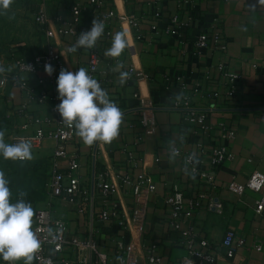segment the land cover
Here are the masks:
<instances>
[{
    "label": "crops",
    "instance_id": "crops-1",
    "mask_svg": "<svg viewBox=\"0 0 264 264\" xmlns=\"http://www.w3.org/2000/svg\"><path fill=\"white\" fill-rule=\"evenodd\" d=\"M101 2L97 9L88 5V0H9L7 8L0 7V62L9 69L15 61L32 60L47 49L59 54L64 69L73 72L80 67L87 69L84 51L67 52L75 40L59 35V19H66L74 4L84 5L87 11L81 15V24L88 31L93 20L100 21L107 11L116 14L109 22L110 35L101 36L95 45L102 55L101 74L96 80L123 113L119 135L110 143L98 141L92 145L75 136L66 145V151L78 163L76 175L81 183V196L74 203L64 194L51 197L47 171L46 198L31 204L33 209L49 203L54 216L66 221L71 233L83 243L95 244L110 264L116 262L115 249L122 240L135 246L141 264H181L186 251L180 244V232L173 231L169 225L163 203L172 187L178 186L185 202L202 193L212 195L223 206L220 216L201 208L195 211L192 220L197 238H206L213 246L227 229L234 232V243L238 246L233 258L226 259L223 251L218 250L216 264H264V213L254 211L255 201L264 196V185L259 192L246 190L241 197L227 189L233 179L244 184L253 172L264 174V0H181L180 4L177 0ZM41 12L46 23L36 21ZM176 14L186 27L173 35L167 29L173 27L170 19ZM214 20L226 43L224 53L211 46L198 49L194 45L195 38L200 32L208 31ZM153 25L158 26L159 33L151 31ZM117 32L125 34L127 46L117 56L107 55ZM220 64L241 75L232 99L223 95L224 87L217 73ZM131 68L141 72L142 77L128 78ZM55 71L58 76L60 71ZM25 78L32 80L35 76L25 75ZM213 92H220V97L212 98ZM134 94L154 107L156 131L143 141H140L138 98ZM185 95L195 110L205 114V130L187 122L184 110L171 108L173 102ZM0 112L11 122V140L31 135L35 130L33 125L21 129L27 114L40 118L49 115L46 106L28 102L13 83L6 90L0 89ZM221 123L235 130L234 140L226 143L232 158L212 167L208 162L210 152L215 146L225 144L218 128ZM198 142L202 144L204 157L196 145ZM172 145L191 156L194 166L213 176L215 190L199 174H192L183 160L170 158ZM56 146L55 139H44L39 148L32 150L30 161H50ZM127 153H132L134 158L129 160ZM67 163L66 159L59 160L58 171L65 173ZM102 175L105 177L100 179ZM124 175L130 178L128 187L119 183ZM140 178H148L154 190L147 193L140 236L131 237L136 206L131 188ZM104 181L113 188L111 202L130 229L121 228L116 219H99L103 211ZM257 246L261 248L259 251ZM66 251L79 264H94V255L86 247ZM148 257L155 261L148 263Z\"/></svg>",
    "mask_w": 264,
    "mask_h": 264
},
{
    "label": "built area",
    "instance_id": "built-area-1",
    "mask_svg": "<svg viewBox=\"0 0 264 264\" xmlns=\"http://www.w3.org/2000/svg\"><path fill=\"white\" fill-rule=\"evenodd\" d=\"M177 2L180 4L181 0H177ZM88 5L94 6L97 9L102 5V2L101 0H88ZM85 11H87V7L79 3L71 6L68 17L66 19H59V35L74 40L78 32L87 31V28L81 25V15ZM115 16V12L109 10L101 17L100 22L104 26L102 37L110 35L108 31L109 22ZM36 21L46 23L47 19L45 14L41 12L37 16ZM170 23L173 27L168 28L167 33L173 35L186 27V24L179 18L178 14L171 17ZM131 25L134 26L132 20ZM151 31L155 33L160 32L156 25L151 27ZM49 35V32H47L46 36ZM194 45L198 49L211 46L217 48L222 53L226 51V43L216 25V20L209 26L208 31L200 32L195 38ZM70 48L67 50L69 54L72 53ZM79 49L86 53L88 59L87 71L96 79L101 74L100 67L102 64V55L99 48L95 45L92 48ZM114 59L117 61L116 57ZM47 64H51L57 71L63 68L59 54L54 53L51 49H47L44 54L37 55L32 60L15 61L12 69L7 68L0 62V67L4 69L0 71V89L6 90L8 84L13 83V85L22 91L24 98L28 102L47 107L49 115L45 118L32 117L28 114L25 116V123L21 129L26 130L28 126L33 125L35 130L31 135L14 138L12 143H16L20 138H25L29 140L32 145V150H34L41 146L44 139H55L57 146L49 161V176L51 178L50 194L53 198L60 197L64 194L69 202L74 203L82 194L81 183L76 175L78 163L73 155L67 154L66 145L76 136L75 129L61 121V117L56 111V105L60 103L56 90L57 73L54 71L52 75H48L45 71V65ZM217 73L219 75L220 85L224 87V97L232 99L236 95L238 84L241 81L240 73L228 69L223 64L217 66ZM25 75H34L35 78L29 80L25 78ZM131 76L138 80L142 77V73L131 68L128 71V78H131ZM220 95V92H213L211 97L217 98ZM134 98H138V121L142 129L140 141H143L152 137L156 131L157 123L154 115V107L147 100L141 99L138 94H134ZM171 108L184 110L186 112L185 118L187 122L200 128L202 131L205 130L203 123L206 116L191 106V101L188 96L185 95L181 100L173 102ZM218 128L221 133L220 138L225 144L215 146L210 152L208 162L212 167L223 165L232 158L226 143L229 144L234 140L235 130L227 127L223 123L219 124ZM196 145L203 155L202 157L206 156L203 152L202 144L198 142ZM127 156L129 160L134 158L132 153H127ZM177 157L189 166V171L192 174H199L209 184L212 190L216 189L217 184L213 176H209L207 173L201 171L200 168L194 166L191 156L185 155L180 151ZM189 157H191V160ZM63 159L68 161L67 171L65 173L58 171V161ZM199 163L202 164V161L200 160ZM104 177L105 175H102L99 178L103 179ZM119 183L121 186L128 187L131 183L129 176H121ZM263 185L264 174L253 172L244 184H239L234 179L231 180L227 185V189L238 197H241L246 190L259 192ZM131 190L132 194L136 197V206L131 221L132 229L118 215L116 205L111 202L113 188L107 185L105 181L101 187L103 211L99 215V219L101 221L116 219L121 228L130 229L131 237L133 235L139 237L144 219L145 205L147 203V193L154 190V185L148 178H140L139 182L132 185ZM163 203L167 209L169 225L173 231L180 232V244L186 251V257L182 260L181 264H216L220 256L218 250L223 251V256L226 259L230 260L233 258L238 244L234 243L235 235L232 230L227 229L216 246H213L206 238H197L195 225L192 221L196 210L205 208L207 211L213 212L218 216L223 213L222 204L212 195L201 193L194 199L185 202L183 192L178 186H173L171 191L164 197ZM79 211L81 210L79 209ZM254 211L257 214L264 213V196H260L255 201ZM32 228L41 240V248L34 255L33 264H79V260H74L68 256L69 254L66 249L70 248L79 251L84 247L88 248L91 254L94 255V264H110L109 258L105 254L98 252L95 244L91 242L83 243L75 234L71 233L68 223L54 216L49 203L43 208L34 211ZM49 228L57 235V239L52 240L48 236ZM130 243L126 245L123 240L117 243L114 253L116 262L114 264H141L139 257L135 253V246ZM260 249L257 246L256 250L259 251ZM154 261L155 259L152 257L147 258L148 263H153Z\"/></svg>",
    "mask_w": 264,
    "mask_h": 264
},
{
    "label": "clouds",
    "instance_id": "clouds-1",
    "mask_svg": "<svg viewBox=\"0 0 264 264\" xmlns=\"http://www.w3.org/2000/svg\"><path fill=\"white\" fill-rule=\"evenodd\" d=\"M8 4L9 0H3L0 7L7 8ZM103 32V24L97 19L93 20L90 30L80 33L70 51L94 47ZM126 46L125 34L117 32L106 54L117 56ZM3 70L0 67V71ZM45 71L52 75L55 69L47 64ZM56 90L60 101L56 105V111L61 121L74 127L75 135L84 144L92 145L98 141L110 143L119 135L123 113L86 68L80 67L75 72L62 68L57 76ZM3 136L4 133L0 132V157L13 161L32 159V145L29 140L20 138L16 143H5ZM179 154L180 150L172 145L170 158ZM9 183L4 172L0 171V264H19L20 261L23 264H32L34 255L41 248V240L32 228L34 209L30 202L22 198L26 195L24 192L20 193L21 198L11 202ZM48 236L52 240L57 239L51 228L48 229Z\"/></svg>",
    "mask_w": 264,
    "mask_h": 264
},
{
    "label": "trees",
    "instance_id": "trees-1",
    "mask_svg": "<svg viewBox=\"0 0 264 264\" xmlns=\"http://www.w3.org/2000/svg\"><path fill=\"white\" fill-rule=\"evenodd\" d=\"M81 25L86 27L84 24ZM79 35L80 32L76 35L75 42ZM0 127L2 129L11 127V122L5 118L4 112H0ZM49 168V161H13L0 157V171L4 172L5 177L10 182L9 187L12 193L11 202L14 203L18 198H21V192L26 193L22 198L31 204L43 202L46 198L44 192V176L47 171L49 173Z\"/></svg>",
    "mask_w": 264,
    "mask_h": 264
},
{
    "label": "rangeland",
    "instance_id": "rangeland-1",
    "mask_svg": "<svg viewBox=\"0 0 264 264\" xmlns=\"http://www.w3.org/2000/svg\"><path fill=\"white\" fill-rule=\"evenodd\" d=\"M10 131H11L10 128H8V129H2L0 127V132H3L4 133L3 139H4L5 143H12V140L10 139V136H11V132Z\"/></svg>",
    "mask_w": 264,
    "mask_h": 264
}]
</instances>
